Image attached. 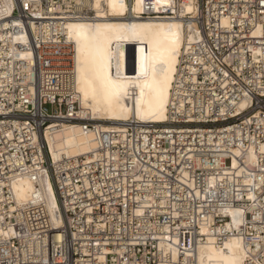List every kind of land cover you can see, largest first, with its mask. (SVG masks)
<instances>
[{"label": "built area", "instance_id": "obj_1", "mask_svg": "<svg viewBox=\"0 0 264 264\" xmlns=\"http://www.w3.org/2000/svg\"><path fill=\"white\" fill-rule=\"evenodd\" d=\"M62 2H17L0 23V264H194L200 246L233 237L243 264H264V0H195L183 16L145 0L143 16L193 24L174 72L172 115L103 130L78 114L63 27L29 21ZM12 46L26 55L13 57ZM75 121L98 144L89 157L53 161L41 132ZM43 170L58 224L41 198L12 197V180Z\"/></svg>", "mask_w": 264, "mask_h": 264}, {"label": "bare ground", "instance_id": "obj_2", "mask_svg": "<svg viewBox=\"0 0 264 264\" xmlns=\"http://www.w3.org/2000/svg\"><path fill=\"white\" fill-rule=\"evenodd\" d=\"M20 1L34 0H0V23ZM144 1L63 0L61 4H51L49 12L34 11L29 19L32 28L37 22L34 18H55L63 27L74 51L78 114L97 119L98 130L119 129V123L129 119L164 122L172 115L169 112L174 103V72L193 24L181 17L143 16ZM194 1L150 0V10L176 11L178 6L177 13L183 16L193 11ZM73 5L82 9L81 16L75 18L66 11L73 10ZM18 38L16 34L14 39ZM11 53L13 57L26 55L13 46ZM41 134L53 161L62 154L89 157L88 152L98 144L94 130L76 121L63 123L58 129L48 125ZM232 166L238 169L235 159ZM11 189L18 202L41 198L53 222L61 221L53 182L46 170L38 178L21 176L12 180ZM230 212L229 225L237 226L236 211ZM244 249L238 237L218 245L207 243L198 248L194 264H243Z\"/></svg>", "mask_w": 264, "mask_h": 264}]
</instances>
